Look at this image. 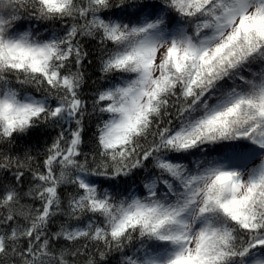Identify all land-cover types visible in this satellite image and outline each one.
Masks as SVG:
<instances>
[{"label":"snow or ice","instance_id":"6c2138e0","mask_svg":"<svg viewBox=\"0 0 264 264\" xmlns=\"http://www.w3.org/2000/svg\"><path fill=\"white\" fill-rule=\"evenodd\" d=\"M0 264H264V0H0Z\"/></svg>","mask_w":264,"mask_h":264}]
</instances>
